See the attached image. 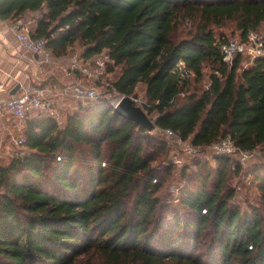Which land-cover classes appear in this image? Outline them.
Returning <instances> with one entry per match:
<instances>
[{
    "label": "trees",
    "instance_id": "16d2710c",
    "mask_svg": "<svg viewBox=\"0 0 264 264\" xmlns=\"http://www.w3.org/2000/svg\"><path fill=\"white\" fill-rule=\"evenodd\" d=\"M38 11L32 33L54 56L78 42L84 60L107 52L109 91L137 97L143 84L158 129L200 147L227 136L240 150L264 146V56L239 70L240 56L219 50L226 26L264 33V0H0L2 20ZM179 59L193 76L174 71ZM23 148L0 162V264H264V163L248 212L227 188L231 157L196 161L192 176L185 166L183 215L161 197L167 140L106 97L79 102L63 126L29 119Z\"/></svg>",
    "mask_w": 264,
    "mask_h": 264
},
{
    "label": "built area",
    "instance_id": "2783aa9c",
    "mask_svg": "<svg viewBox=\"0 0 264 264\" xmlns=\"http://www.w3.org/2000/svg\"><path fill=\"white\" fill-rule=\"evenodd\" d=\"M10 27L19 44L26 51L32 52L35 57L31 58L32 73L26 74L25 80L20 82L14 93L9 91L5 82L0 81V151L6 140L18 147H23L26 123L29 119L47 117L61 125L62 113L70 104L69 99H76L82 104H87L100 97L108 98L112 94L108 87H111V83L107 81V74H109L107 52L103 51L89 60H84L81 53L56 57L48 48L47 39L34 36L31 25L25 20H13ZM249 42H253L252 45L249 46ZM219 50L226 62H232L236 56L248 50L253 53L254 58L264 56V37L250 32L247 39H228L221 42ZM15 59L19 62L23 57L18 55ZM56 70L62 71L66 78L61 89H57L56 85L50 82L55 78ZM174 71L183 78H188L192 74L183 59L176 62ZM86 80L96 82L98 85H89ZM105 84L108 89L106 92L103 90ZM123 95L117 93L108 100L115 107ZM133 98L138 104V99L134 96ZM145 104L146 100L140 106L146 111ZM160 131L165 133L175 146L186 150L195 158L199 156V153H202L203 160L211 159L216 155H226L233 160H238L237 163H245L264 157V146L253 150H240L229 136L222 137L207 147H200L194 145L189 139H183L172 128L160 129ZM3 151L6 156H15L19 153L18 151L10 152L6 148Z\"/></svg>",
    "mask_w": 264,
    "mask_h": 264
},
{
    "label": "rangeland",
    "instance_id": "374dc122",
    "mask_svg": "<svg viewBox=\"0 0 264 264\" xmlns=\"http://www.w3.org/2000/svg\"><path fill=\"white\" fill-rule=\"evenodd\" d=\"M40 15H41V12H39V11L38 12H31V13L24 15L23 19L25 20V22H27L28 24L31 25V24H34L32 22H35L39 18ZM33 20H35V21H33ZM7 21H8L9 25L12 22L11 20L10 21L7 20ZM222 32L224 33L227 40L228 39H242V38H240L239 33L237 31L235 33H233L231 26L224 27L222 29ZM254 33L260 37L264 35V33L262 31L254 32ZM252 43L253 42H249L248 45L250 46V45H252ZM82 49H83V47L80 45V43L77 42L70 47L69 51L67 52V54H65V56H71L73 54H80V53H82ZM104 52L106 53V51H104ZM239 56H240V67H241L239 70H242L243 68L248 67L249 65L252 64V62L254 60V57H253L254 55L252 52H250V50L239 54ZM212 66H213L212 63H208V62L204 66V78L202 79L203 86H206L209 83V75L212 72ZM108 73L109 74H107V76H108L107 81L109 82V81L113 80L115 75L112 72H108ZM193 75H194V73L191 74V76H193ZM86 81L89 85H96L97 84L96 82H92L90 80H86ZM106 85L107 84H105V86L103 87V90L105 92L108 90ZM108 87H110V86H108ZM136 92H137L136 98L138 99L137 103L139 105H141L142 102L147 100L145 93H144V85L139 83L137 88H136ZM110 93H112L111 95L108 96V98H110V99H112L114 96L117 95V92L112 91ZM69 101H70V103L72 101H76L77 105H79V102H80L79 100L72 99V98L69 99ZM68 104H69V102L67 103V105ZM62 115H63V122L60 126L64 125L67 112L63 111ZM155 117H156V115L153 114L152 118L154 119ZM149 132H150V134H153V135L157 136L158 138H162V139L167 140L168 144L170 145L168 155H166V156L163 155L161 162L157 163V166L160 165L161 168H165L169 163L174 164V168L172 171H170L168 173H165L162 170L160 171V173L164 177V186L160 190L161 197L164 200L163 203L171 205L170 209L168 207L166 208L167 212H169V210H171L170 214L173 212V210L178 209L181 214L185 215L186 213H188V210L186 207H183L180 204V198L183 196L182 191H183V188L186 187L185 182L187 181V179H184V177L182 176V170L185 166L188 167L189 168L188 173L191 174L190 176H192V174L194 172L195 162L203 160L202 159L203 155H202V153H199V156H197V158H195V156H193L192 154H189L186 150L184 151L181 148H178L177 146H175L174 143H172L170 141V138H168V136L165 133H163L162 131H160V129H158V127L155 128L154 133H152L151 131H149ZM5 148L8 149L10 152L18 151L19 155H21L22 153H24L26 151L25 148L18 147L16 145H14L11 141L6 140L3 143L1 151H0V162L3 164L8 163V160H9V157H7L3 151V149H5ZM164 157H165V159H164ZM177 159H179V160L176 162ZM212 159L213 158L208 159V160L213 161ZM234 160H233V163L231 164V170L229 172L230 173V179L228 181L227 188H233L235 191V196L232 200L234 204L240 205L242 207V210L247 211V208H248V210H251V206L256 207V205L260 203V201H259V190L257 188V181H256L257 179L255 178V175L252 172V168L257 163H262V162L264 163V157H260V158L258 157V159L250 161V162L246 161L245 163H239V165L237 164L238 160H236V159H234ZM213 163L215 164L214 161H213ZM190 182H191L190 185L194 186V181L191 180Z\"/></svg>",
    "mask_w": 264,
    "mask_h": 264
},
{
    "label": "crops",
    "instance_id": "0c3cea01",
    "mask_svg": "<svg viewBox=\"0 0 264 264\" xmlns=\"http://www.w3.org/2000/svg\"><path fill=\"white\" fill-rule=\"evenodd\" d=\"M20 19H23V17ZM37 21L38 19L35 22H32L34 23L31 24L32 29L36 27ZM18 55L23 57L19 62L15 59ZM32 57H35V55L32 52L26 51L19 44L13 30L8 24V21L0 19V81L5 82L6 87L10 92H12L20 82L25 80L27 73H32ZM50 82L52 85H56L57 89H61L64 86V82H66V78L64 74H62V71L56 70L55 78ZM72 102L64 109V112L73 111L78 107L76 101ZM154 131H152V133H154Z\"/></svg>",
    "mask_w": 264,
    "mask_h": 264
},
{
    "label": "water",
    "instance_id": "95a60500",
    "mask_svg": "<svg viewBox=\"0 0 264 264\" xmlns=\"http://www.w3.org/2000/svg\"><path fill=\"white\" fill-rule=\"evenodd\" d=\"M18 87L19 85L12 92L14 93ZM114 109L118 114L133 120L148 131H152L157 127L154 119L140 105L136 104L134 98L130 95H123Z\"/></svg>",
    "mask_w": 264,
    "mask_h": 264
}]
</instances>
